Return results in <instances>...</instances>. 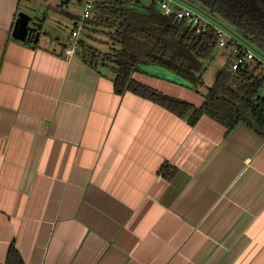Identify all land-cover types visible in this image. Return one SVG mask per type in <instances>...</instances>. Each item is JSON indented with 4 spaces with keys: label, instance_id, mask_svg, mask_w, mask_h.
Masks as SVG:
<instances>
[{
    "label": "crops",
    "instance_id": "1",
    "mask_svg": "<svg viewBox=\"0 0 264 264\" xmlns=\"http://www.w3.org/2000/svg\"><path fill=\"white\" fill-rule=\"evenodd\" d=\"M20 6L0 0V263L13 243L25 264H264V136L116 92L67 39L14 38ZM132 76L204 100L163 67Z\"/></svg>",
    "mask_w": 264,
    "mask_h": 264
},
{
    "label": "trees",
    "instance_id": "2",
    "mask_svg": "<svg viewBox=\"0 0 264 264\" xmlns=\"http://www.w3.org/2000/svg\"><path fill=\"white\" fill-rule=\"evenodd\" d=\"M196 1L212 8L264 49V0ZM96 33L105 37L104 50L87 41L98 39L94 36ZM79 34L75 53L94 69L108 68L113 74L116 92L130 90L147 97L191 125L205 114L221 123L227 132L238 121L246 120L264 136V94L261 95L264 79L256 69L243 64L231 70L228 55L199 106L163 93L132 76L146 66L156 65L172 72L189 88L198 89L206 65L214 58L218 47L219 36L213 27L196 33L184 20L164 14L153 1L93 0ZM25 42L36 45L29 40ZM166 169L165 163L159 172L167 176ZM0 264L25 262L11 243Z\"/></svg>",
    "mask_w": 264,
    "mask_h": 264
},
{
    "label": "rangeland",
    "instance_id": "3",
    "mask_svg": "<svg viewBox=\"0 0 264 264\" xmlns=\"http://www.w3.org/2000/svg\"><path fill=\"white\" fill-rule=\"evenodd\" d=\"M177 1L198 11L212 23L216 24L219 28H221L223 32L232 36L235 40L241 42L243 45L251 48L255 51V53L263 56V54H261L250 41L242 38L234 30L229 28L222 21L218 20L209 11L198 7L197 5L189 2L188 0ZM20 10L30 14L31 16L38 15L39 17H41L43 15L39 42L41 44L49 43L58 47L60 46L59 42H62L63 40L71 36V30L74 26L73 15H79L80 17L82 13V9L81 7H79L77 0H21ZM46 33L48 34L45 35ZM45 36H52V43L51 41L46 40ZM94 36L99 40L95 39L94 41L93 39H90L87 41H89V43L96 46L100 50H104L106 48L103 43L105 37L99 33H96ZM227 55L228 54L226 52L221 53L220 48H216L215 56L209 63H207L206 69L203 73L202 82L198 85L199 92L206 93L208 91L211 82H213L216 77H218L220 68L223 66ZM100 67L103 70L106 69L103 66ZM262 88H264V85Z\"/></svg>",
    "mask_w": 264,
    "mask_h": 264
},
{
    "label": "built area",
    "instance_id": "4",
    "mask_svg": "<svg viewBox=\"0 0 264 264\" xmlns=\"http://www.w3.org/2000/svg\"><path fill=\"white\" fill-rule=\"evenodd\" d=\"M145 1H153L164 14H173L178 20H184L196 33H202L208 27H213L219 36L217 41L218 48H220L221 51H226L228 56H230L231 70L235 71L240 64H243L250 69H256L264 79V56L255 53L251 48L243 45L232 36L223 32L221 28L212 23L198 11L177 0ZM92 2L93 0H83L82 2L81 16L75 21L71 36L66 40L67 45L64 48V53L66 55L74 53L76 40L83 26L84 18L89 15Z\"/></svg>",
    "mask_w": 264,
    "mask_h": 264
},
{
    "label": "water",
    "instance_id": "5",
    "mask_svg": "<svg viewBox=\"0 0 264 264\" xmlns=\"http://www.w3.org/2000/svg\"><path fill=\"white\" fill-rule=\"evenodd\" d=\"M188 1L191 2V3H194L198 7H201L203 9L209 11L210 13H212L218 20L222 21L225 25H227L229 28L234 30L242 38L247 39L248 41H250L257 48V50L261 54H263V56H264V49L262 47H260L255 41H253L250 38V36H248L243 31H241L236 25H234L233 23L228 21L226 18L221 16L216 11L212 10V8H210L209 6H206V5H204L201 2H198L196 0H188ZM32 18L33 19L35 18V19L32 20ZM39 21H40V17L38 15L31 16L30 14L19 10L17 12L16 18H15V21L13 23V27H12V30H11L12 36L14 38L18 39V40H21V41L27 40V38L29 36V31L31 30L30 24H34L36 27L40 28L41 27V22H39ZM37 38H38V32H36L35 37L33 39V42H36Z\"/></svg>",
    "mask_w": 264,
    "mask_h": 264
},
{
    "label": "flooded vegetation",
    "instance_id": "6",
    "mask_svg": "<svg viewBox=\"0 0 264 264\" xmlns=\"http://www.w3.org/2000/svg\"><path fill=\"white\" fill-rule=\"evenodd\" d=\"M34 19L32 18V20H34ZM42 20H43V17L41 16L39 22H42ZM30 26H31V30L29 31V36H28L27 40L33 42V39L35 37V34H36V32H38L37 41L36 42H33V43H37L40 40L41 27L40 28L39 27H36L34 24H30ZM47 34L48 33H46L45 35H47Z\"/></svg>",
    "mask_w": 264,
    "mask_h": 264
}]
</instances>
